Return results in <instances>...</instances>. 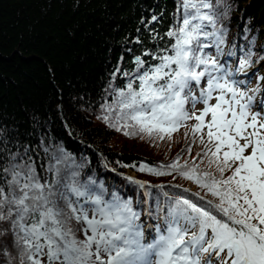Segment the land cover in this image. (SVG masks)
I'll list each match as a JSON object with an SVG mask.
<instances>
[{"label":"snow or ice","instance_id":"obj_1","mask_svg":"<svg viewBox=\"0 0 264 264\" xmlns=\"http://www.w3.org/2000/svg\"><path fill=\"white\" fill-rule=\"evenodd\" d=\"M177 12L166 32L170 45L143 53L154 65L135 57V71L122 73L129 79L113 89L107 106L115 116L102 119H114L117 131L130 129L126 136L160 140L194 119L191 133L204 149L198 155L214 172L195 162L180 165L179 156L169 165L139 170L178 172L205 193H192L201 202L164 192L165 199L147 213L156 223L146 241L141 210L131 199L110 193L92 177L82 182L61 158L47 169L50 181L37 174L30 157L10 154L0 159V220L11 222L21 264L24 257L28 264H42L45 256L47 264H264V98L257 105L259 90H242L233 71L219 62L226 30L217 27L210 0H179ZM251 55L249 49L239 60L238 72L251 65ZM189 102L193 108L203 105L199 114L187 110ZM73 220L84 227L74 230Z\"/></svg>","mask_w":264,"mask_h":264},{"label":"trees","instance_id":"obj_2","mask_svg":"<svg viewBox=\"0 0 264 264\" xmlns=\"http://www.w3.org/2000/svg\"><path fill=\"white\" fill-rule=\"evenodd\" d=\"M178 2L0 0V159L10 154L17 160L30 157L37 174L51 181L47 169L56 164L54 158H61L79 171L82 182L92 177L110 193L131 199L141 210L140 224L150 208L165 199L164 192L201 202L192 193H205L178 172L166 168L171 174L154 175L139 170L141 165H169L179 156L180 165L195 162L201 170L214 172L215 166L209 169L207 159L198 155L204 149L192 136L191 119L163 140L126 136L124 131L130 129L117 131L111 126L114 119H102L115 116L107 106L113 104V89L123 88L129 79L122 73L135 71V57L154 65L157 61L143 53L170 45L166 32L177 20ZM210 2L217 27L226 30L223 54L236 55L238 63L251 49L248 68L256 69L264 60V0ZM117 68L120 72L114 76ZM253 79L263 82L258 73ZM126 171L133 176H124ZM150 220L156 223L155 217ZM71 226L84 227L74 220ZM76 235L84 238L81 231ZM21 255L11 222L0 220V264H21ZM42 264H47L46 256Z\"/></svg>","mask_w":264,"mask_h":264},{"label":"rangeland","instance_id":"obj_3","mask_svg":"<svg viewBox=\"0 0 264 264\" xmlns=\"http://www.w3.org/2000/svg\"><path fill=\"white\" fill-rule=\"evenodd\" d=\"M206 52H209L213 56L216 55L215 51H206ZM218 59H219V62H221L222 64H225L226 67H229L233 71V73H234L233 78L236 79L237 81L241 82L240 86H241L242 90H250L249 86H250V88H253V89L255 88L252 84L257 83V82H255L254 79L251 80V77H250L251 72L255 73V75L257 73L261 75L263 82L261 84H259L260 86L257 87V89L259 91L255 93V100H256L257 105H259L261 99L264 98V91H263V89H264V78H263L264 77V60L257 63V64H259V66L256 70L255 69L253 70V69L247 67L244 71L238 72L237 71L238 63L236 61V59H237L236 55L229 56L227 53H224L223 56L222 57L219 56ZM259 72H261V73H259ZM194 91L198 95V91L195 89H194ZM214 102L215 101H213V103ZM186 108L190 113L195 112L196 114H199V111L203 108V105L200 103H197L195 105V108H193L191 102H189L186 105ZM194 121H195L194 119H191V123H190L191 127L194 125ZM123 175L126 177H128V175H131L130 177H132L133 173L126 171ZM89 215L91 216V212L89 213ZM141 224L144 227L145 237H146V241H147V239L150 238L154 234L151 230V225H153L154 223L150 220V218L148 216H145L143 219H141Z\"/></svg>","mask_w":264,"mask_h":264}]
</instances>
